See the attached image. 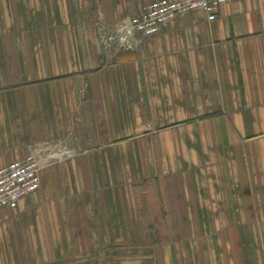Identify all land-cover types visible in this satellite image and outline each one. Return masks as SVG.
Listing matches in <instances>:
<instances>
[{"label":"crops","instance_id":"0c3cea01","mask_svg":"<svg viewBox=\"0 0 264 264\" xmlns=\"http://www.w3.org/2000/svg\"><path fill=\"white\" fill-rule=\"evenodd\" d=\"M153 1L0 0V264H264V0L125 38Z\"/></svg>","mask_w":264,"mask_h":264},{"label":"built area","instance_id":"2783aa9c","mask_svg":"<svg viewBox=\"0 0 264 264\" xmlns=\"http://www.w3.org/2000/svg\"><path fill=\"white\" fill-rule=\"evenodd\" d=\"M231 1L156 0L144 7L137 16L130 17L120 32H126L125 38H150L159 34L175 17L193 11H202L206 14L207 21L212 22L216 19L218 9ZM40 169L38 154H29L0 168V210L13 211L22 197L38 191Z\"/></svg>","mask_w":264,"mask_h":264},{"label":"rangeland","instance_id":"374dc122","mask_svg":"<svg viewBox=\"0 0 264 264\" xmlns=\"http://www.w3.org/2000/svg\"><path fill=\"white\" fill-rule=\"evenodd\" d=\"M141 196H142V195H141ZM148 196H149L150 200H147ZM140 200L143 201V200H142V197L140 198ZM144 200H145V201H143V202H145V203H153V201H154V197H153L152 194H150V195H146V196H144ZM162 229H166V230H168V227L166 226V227H164V228H162ZM146 243H147V242H146Z\"/></svg>","mask_w":264,"mask_h":264},{"label":"water","instance_id":"95a60500","mask_svg":"<svg viewBox=\"0 0 264 264\" xmlns=\"http://www.w3.org/2000/svg\"><path fill=\"white\" fill-rule=\"evenodd\" d=\"M123 35H126V32H123Z\"/></svg>","mask_w":264,"mask_h":264}]
</instances>
